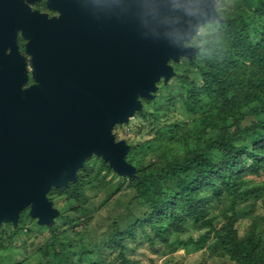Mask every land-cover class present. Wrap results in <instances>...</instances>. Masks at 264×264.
<instances>
[{"label":"trees","instance_id":"1","mask_svg":"<svg viewBox=\"0 0 264 264\" xmlns=\"http://www.w3.org/2000/svg\"><path fill=\"white\" fill-rule=\"evenodd\" d=\"M216 11L217 19L202 25L185 43L198 45L199 52L177 77L172 91L176 93L166 96L180 108L181 116L189 115L186 129L168 124L152 140L127 145L125 161L134 173L120 176L111 197L129 191V204L138 213L129 211L131 220L121 230L114 223L102 244L119 249L116 264H141L126 257L122 247L125 238H133L139 230L152 247L157 241L169 244L171 235L189 228L204 231L195 244H204L212 236L214 254L230 264H264V229L259 219H252L242 235L235 228L236 206L257 201L264 205V183L247 178L264 172V0H238L233 9ZM141 103L159 105L148 99ZM136 113L144 115V109ZM147 156L152 157L148 163ZM91 160L84 161L74 182L47 193L49 201L64 203L58 206L53 225L36 224L26 208L16 227L9 223L0 227V252L10 245L12 249L24 245V236L34 232L24 234L29 221L49 234L22 262L8 260V264H110L105 254L73 236L83 224L72 214L85 216V210L72 209V204H81L85 195L97 191L95 177L100 170L117 176L103 160L94 171ZM221 204L233 213L223 214L225 221L218 227L212 210Z\"/></svg>","mask_w":264,"mask_h":264},{"label":"water","instance_id":"2","mask_svg":"<svg viewBox=\"0 0 264 264\" xmlns=\"http://www.w3.org/2000/svg\"><path fill=\"white\" fill-rule=\"evenodd\" d=\"M217 0H81L59 24L17 18L28 39L27 61L14 43H0V226L20 213L50 225L51 188L76 180L87 158L132 176L128 146L112 130L151 99L170 61L191 58L186 46L217 19ZM11 51L5 55V48Z\"/></svg>","mask_w":264,"mask_h":264},{"label":"rangeland","instance_id":"3","mask_svg":"<svg viewBox=\"0 0 264 264\" xmlns=\"http://www.w3.org/2000/svg\"><path fill=\"white\" fill-rule=\"evenodd\" d=\"M237 3L238 0H217L214 8L215 10H231L237 6ZM198 30H200V28ZM198 30L196 34L199 32ZM192 47L196 49L194 55L197 54L199 52L198 45H192ZM193 56L191 58L180 57L178 61H172L169 63L173 74L168 79L161 78L156 82V91L152 93V98L148 99L149 101L156 100L159 105L154 107L148 104L143 105L141 103V108L137 112L144 109V115L135 112L124 123L118 124L113 128L112 137L115 142H123L126 145H137L145 141H150L158 131L163 130L168 124H179L176 128L182 127L183 130L186 129V123L191 120L189 115L181 116L180 108L172 105V102L168 100V95L172 96L173 93H176V91L173 93L172 91L174 88H177V77L181 72H184L189 68ZM28 62L29 59L27 60L29 79L26 86L33 83L30 76L31 69ZM90 158L92 159L91 164L95 166L94 171H96L99 166L98 163L103 159L97 156H91ZM151 158V156H147V163ZM116 175L117 176H112L100 170L97 177H95V181L99 184L97 191H92L89 195H85L81 204H72L71 207L72 209L82 207L85 210V216H83V213L81 212L72 214L73 217L81 218L82 221L77 222L83 224L80 229H75V232L76 230L79 232V236L78 234L73 235L76 238L75 241H78V238L80 237L82 243L97 248L101 253L105 254V261L110 264H116L118 261L119 249H109L105 245H102L107 241L108 231L114 223H117L120 230L123 229L128 224V221L131 220L130 215L138 213L136 209L132 211L133 207L129 204L131 195L129 191L125 190V192L122 191V193L111 197V193L115 189L116 184L121 181L119 180L120 176L117 173ZM247 178L252 180L253 183H264V172H261L260 175H249ZM50 202L58 216V206H64L63 200ZM129 211H132L131 214H129ZM235 211H238L239 216L235 223V228L239 235H242L247 231L252 219H255L256 221L259 219V224L261 228L264 229V205L261 201L246 206H236ZM213 213L217 215L216 224L220 227L225 221L223 214L230 216L233 211L227 209V204H221L212 210V214ZM30 220H36L35 223L40 225L38 220L31 216ZM5 223L9 222H3L0 227ZM9 224L12 225V228L17 225ZM27 225L24 234L27 235L31 231L34 232L24 236V245H17V249H12L13 246L10 245L11 247L9 250L0 252V264H8V260L22 262V260L26 259L28 255L41 247L49 236L47 231H38L35 228V225L30 221ZM145 229L147 232H150L149 227H146ZM203 232L204 231L189 228V230L183 234L171 235L169 237V244H156L158 243L157 241L155 245L151 247L148 240L142 236L141 231L139 230L133 238H125L122 243V247L124 248L123 253L129 259L137 260L141 264H230L228 259L218 258L214 254L212 236L204 244H195V241L198 240ZM149 234L152 236L153 232H150ZM18 248L20 249L18 250ZM75 254H77V252H75Z\"/></svg>","mask_w":264,"mask_h":264},{"label":"flooded vegetation","instance_id":"4","mask_svg":"<svg viewBox=\"0 0 264 264\" xmlns=\"http://www.w3.org/2000/svg\"><path fill=\"white\" fill-rule=\"evenodd\" d=\"M81 0H0V43L13 42L15 48L21 55L29 59L25 54V45L28 39L22 37L20 30H17V18L21 15L27 20L33 16L42 17L45 22H61L64 11L77 8ZM11 47L5 48V55L11 51ZM26 60V61H27Z\"/></svg>","mask_w":264,"mask_h":264}]
</instances>
